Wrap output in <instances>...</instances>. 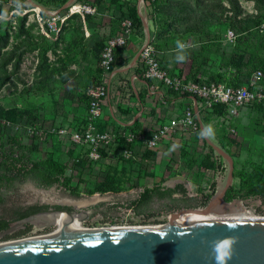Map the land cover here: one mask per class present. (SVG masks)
<instances>
[{
    "label": "rangeland",
    "instance_id": "obj_1",
    "mask_svg": "<svg viewBox=\"0 0 264 264\" xmlns=\"http://www.w3.org/2000/svg\"><path fill=\"white\" fill-rule=\"evenodd\" d=\"M120 1L124 3V11H126L128 4L138 5L141 0ZM241 1L247 2L245 0ZM66 3H68V6L62 9ZM19 4L29 12L24 13ZM141 5L144 7L142 2ZM142 13L146 18V22L143 21L144 18L142 22L148 26L151 34L148 40L160 55L162 67L168 71L171 70L175 75L182 72V78L188 75L192 66L203 60L201 47L215 43L214 41L218 36L220 45L217 44V46L209 48L207 63L202 66L200 75L214 73L217 69L223 70V63L230 58L231 53L236 51L234 47L228 53L226 46H224L223 33L229 28L228 23H223L224 25L221 26L219 24L216 26L210 25L207 35L202 32L181 34L177 33V29L176 31L173 28L170 30L164 29L159 17L157 18L159 24L156 25L150 10L147 9L146 15L144 11ZM39 14L46 20L44 27L38 21ZM88 15L91 16V21L88 20ZM122 16L111 0H73L71 2L70 0H61L59 3H52L51 0L0 1V34L9 37V46L6 49L10 50L11 45L16 41V34L20 30L23 19H25L24 30L32 35L33 40L40 45L49 47L43 65L44 72L37 69L40 51L36 49L33 52L26 53L22 58L18 72L26 86L19 84L17 89H14L8 84L0 91V151L6 143L8 146L19 142L29 148L36 147L32 151L26 150L28 156L19 158V161L12 165L14 174L30 169V161L44 160L49 154H56V158L59 160L64 158L53 140L47 139L42 142L39 141V144H34L30 139L24 137L20 131L14 133L11 129H2V121L6 120L4 116L6 111L16 108L20 114L17 122L23 126L32 123H38L43 127L55 126L56 124H69L71 127L76 125L82 114L80 96L87 87L91 86L89 73L96 71L98 66L100 51L95 48V43L99 41L105 43L113 32V19H120ZM123 20L131 21L129 17ZM249 26H252V24H249ZM115 30L121 32V23L120 26L116 24ZM145 37L144 29L143 34H141L135 26L130 43L124 48L125 51L130 55L135 54L138 45L140 46L144 42ZM177 40L187 45L186 49L183 50L187 54V59L183 62L175 60L180 51L177 48ZM196 58L198 59L197 63L194 60ZM7 71L11 73L13 67L12 70L8 68ZM206 75L209 76V74ZM38 82H42V84L37 86ZM155 100L153 99L154 103H156ZM143 103L147 104L148 101L144 100ZM122 105L121 107L126 110L127 107L124 104ZM146 109L150 111L151 107L146 106ZM147 116L146 118H148ZM210 124H212V137H209V140L222 147L219 131L224 128L226 130V125H222L218 118H213ZM231 127H233L234 132L226 130L225 141L228 143L229 141H236V143L232 146L228 144L227 148H222L233 158L235 170L245 168L249 171L256 165L264 166V108L251 107L243 117L235 119ZM7 136L9 140L6 139ZM180 142V146L189 153V157L184 158L181 156L177 147L172 152L169 150L170 147L166 150V146H163L151 159L150 179L153 180L154 185L161 184L163 179H166V181L168 180L165 183L166 185L174 186L177 184L175 182L177 180L174 179L181 178L185 189L191 194L198 195L195 198L200 203L197 208H204L224 188L228 163L210 149H208V153H205L207 151L205 145L203 148L200 146L201 151L194 141L180 139ZM5 149L9 148L5 146ZM206 155L211 156L210 161L215 163L213 169L200 168L198 164L192 169L188 168L187 162L190 159L198 158L201 160ZM136 166L138 167L133 168L136 173L132 171L133 169L127 171L128 184L132 187L136 182L141 186L146 180L145 177L140 176V170H144L143 166ZM84 178L87 183L80 184L79 181L84 180ZM101 178L103 176L98 169H95L92 175L76 170L72 186H79L81 193L87 186H92V183H94L92 181H99ZM232 186L238 187L236 178L233 179ZM19 190H21L19 194L10 195V205L22 200H37L38 198L74 206L75 202L87 201L85 205L79 208L75 207L77 211L80 210L83 214L88 212V216L85 215L84 217L85 226H83L89 229L124 225L126 227L157 225L161 215L166 212L162 211L159 214H154V216L142 217L137 214L133 216L125 211V209L131 207L134 209L135 204L140 199L137 196L138 191H135V194H128V196L100 195L99 198L94 199L95 196L84 195L77 198L66 195L55 188L43 192L33 182L26 180H23ZM44 195L46 199H44ZM214 213L244 216L253 214L252 216L264 217V205L260 199H235L228 205L221 203ZM172 217L165 216L163 221L170 223ZM173 219L177 221L176 216ZM56 227L58 229L57 225Z\"/></svg>",
    "mask_w": 264,
    "mask_h": 264
},
{
    "label": "built area",
    "instance_id": "obj_2",
    "mask_svg": "<svg viewBox=\"0 0 264 264\" xmlns=\"http://www.w3.org/2000/svg\"><path fill=\"white\" fill-rule=\"evenodd\" d=\"M245 1L247 2L239 0L243 13L238 19L248 15L252 17L259 15L255 2ZM141 2L144 4L143 10ZM223 4L230 9L227 2L224 1ZM19 6L24 13L29 12L21 4ZM137 7L139 18H141L142 11L145 15L147 14L144 0L139 1ZM226 15L232 16V12H227ZM38 21L43 27L46 25V20L40 14ZM142 27L144 29L143 25ZM133 28L132 20H122L121 32L105 42L98 62L102 78L98 84L89 86L84 91L86 102L80 101L84 122L79 128L71 127L69 124L43 127L38 123L23 126L19 122L2 121V129H11L14 133L20 131L34 144H39V141L42 142L51 137L50 140L56 143L64 158L59 161L65 165L66 170L65 174L60 177L58 185L60 192L66 195L70 190L63 186V183L66 178L74 176V163L79 155H86L94 169H98L102 176L107 166L118 167L121 159L126 162L124 166L129 165L126 167H130L127 162L139 163L140 166L146 168L149 174L153 156L147 154L158 152L167 143H170L173 150L176 147L175 144H181L180 139L191 140L198 144L199 150L202 151L206 136L201 135V132L207 127L203 122V113L212 112L217 105L223 106L225 114L218 119L222 125H226L227 131L234 132L231 125L235 119L243 117L251 107L264 106V72L262 70L254 71L246 79L240 78L235 85L211 81L206 77H199L200 82L185 81L183 78L169 75L162 67L161 57L150 45L145 29V40L140 46L138 45L136 53L130 55L124 50L122 57L117 59V51L129 45ZM257 30L261 36H264V15ZM236 38L237 34L231 28H227L223 33L224 46L228 53L233 50ZM8 68L11 70V65ZM125 69H128L133 76L131 80L126 77ZM227 71L235 72L234 69H217L216 72ZM167 90L179 95L172 102L171 107ZM142 93H145L147 104L140 99ZM153 99H156V103ZM121 101L124 106L132 109L130 113L121 111ZM146 106L154 109L153 115L151 110L146 109ZM101 121H108L109 125L101 129ZM137 121L141 123L138 128H136ZM112 123H116V126ZM209 126L211 127L212 124ZM207 137H212V134H207ZM6 139L9 140V137L7 136ZM120 139L133 144V147H121ZM5 146L9 149H5ZM72 151L76 155L72 156ZM22 153L26 151H21L17 143L11 146L6 143L0 151V157L18 158ZM205 153H208V149ZM150 178L151 176L148 175L141 186L136 182L134 187L121 193H106L103 196H128L138 191L137 196L140 198L146 189L153 187V180L151 181ZM101 180L102 178L99 181ZM92 182H97V180ZM40 190L48 192V189ZM187 194L194 198L198 196L188 191ZM100 195L102 194L96 193L91 197ZM125 211L135 216L132 207ZM115 227H126V225Z\"/></svg>",
    "mask_w": 264,
    "mask_h": 264
},
{
    "label": "trees",
    "instance_id": "obj_3",
    "mask_svg": "<svg viewBox=\"0 0 264 264\" xmlns=\"http://www.w3.org/2000/svg\"><path fill=\"white\" fill-rule=\"evenodd\" d=\"M2 2H9L10 0H0ZM24 2L25 0H21ZM61 0H51L52 3H59ZM117 7V9L123 15L120 19L114 20V28L110 37L116 36L119 32H116L115 26L120 23L126 17H129L132 20L133 27L136 26V29H139L141 34H143V27L141 25L138 7L136 4H128L126 6V11H124V3L120 0H111ZM227 2L230 6L228 9L223 2ZM255 2L256 7L258 8L259 15L256 17L246 16L245 18L238 19L239 16L243 13V9L239 4V0H144L145 5L150 14L153 17L154 22L159 24L157 18L159 17L160 22L163 24V28L177 29V33L191 34L193 32H202L203 34H208V27L213 24L215 25H224L223 23H228L229 28L235 31L237 38L235 41L234 53L230 54V58L223 63L224 68L234 69L235 72H214V73H205V75H200V70L203 65L207 63V56L209 48L211 46L220 45L219 36L214 41L213 44H207L201 47V52L203 54V60L198 62L197 65L192 66L191 71L188 73L185 81H197L200 82L201 78L206 77V74L209 80L218 81V82H227L228 84L235 85L239 82L240 78H248L254 71L262 70L264 72V36H261L257 30V26L260 23L264 15V0H252ZM62 6V5H60ZM64 6V5H63ZM227 12H232V16L226 15ZM88 20L91 21V16H87ZM24 21L21 22V27L19 32L16 34V41L11 45L10 50L6 49L9 46V37L8 35L0 34V91L6 85H11L14 89H17L19 84L26 86L22 77L18 74L20 65L22 63V58L26 53L35 51L36 49L40 51L39 60L37 62V69L43 71V65L46 61V52L49 49L48 46H43L36 43L33 40L32 35L24 30ZM142 21V18H141ZM252 24V26H249ZM161 28V26L159 25ZM109 37V38H110ZM104 41H99L95 43V48L100 51L104 48ZM233 47V49H234ZM124 48H121L117 51V59L121 58L124 53ZM233 52V51H232ZM247 59V60H246ZM246 60V61H245ZM99 62V59H98ZM13 67V71L8 73V66ZM164 68V67H163ZM167 70L166 68H164ZM12 70V69H11ZM169 75L177 76L182 78V72L177 75L173 74L171 70H167ZM89 82L91 86L98 84L102 78V72L97 66L96 71H91L89 73ZM206 77V78H207ZM42 82H38L37 86H40ZM169 95V106H173L172 102L178 98V93H175L171 90H167ZM142 102L145 100V93L140 95ZM81 102H86V97L84 92L80 96ZM182 104V103H181ZM121 106H123L121 104ZM263 107L264 106H258ZM121 111L124 113H130L131 108L126 110L120 107ZM152 115L154 114V109L151 108ZM224 108L221 105H217L212 112L203 113V122L209 127L210 122L213 118H219L224 116ZM6 120H9L12 123L17 122L18 117L20 116L16 108L6 111L4 114ZM84 122V114L80 115L79 121L76 125L72 127H80ZM116 126V123H112ZM78 125V126H77ZM109 125L108 121H101L100 128L104 129ZM141 125L140 122H136V128ZM212 131V126H211ZM220 142L223 148H227L228 144L233 145L236 141L226 140V130L225 128L222 131H219ZM51 137H49L50 139ZM121 140V147L130 148L133 147V144H128L126 141ZM21 151H32L36 147H26L19 142H16ZM204 145L207 149H210L213 153L215 152L213 148L204 141ZM57 146V145H56ZM174 146L178 147L181 156L184 158L189 157V153L184 151L179 144ZM170 147V149H169ZM166 150L171 149L170 143L166 144ZM157 151L149 152L148 156H153ZM28 156L27 153H22L18 158H13V156L1 157L0 160V208L6 204L9 200L11 194H16L21 188L23 180L33 182L40 189H50L55 185L60 183V177L65 174L66 167L64 164L60 163L59 159L56 158V154H49L48 157L41 161H30V169L26 171H19V173L14 174L12 165L16 164L19 161V158H24ZM71 155H76L73 151ZM209 155H206L201 160L198 158L190 159L187 162L188 168L192 169L195 165H199L200 168L213 169L215 163L210 161ZM75 161V170H80L81 173H86L92 175L94 172L93 164L88 160L86 155H79ZM199 160V161H197ZM126 162L121 159L118 167L107 166L103 170V178L101 181L92 183V186H87L85 188V193L88 196H93L96 193L102 195L106 193H121L127 188L132 187L128 184L129 178L127 177V171H131L133 168L138 167L137 162H127L130 164V167L124 166ZM133 169L132 171L136 173ZM138 173V172H137ZM150 176L144 170H140V176L147 177ZM74 176L66 178L63 186L70 190L71 194L75 197L80 196L79 186L73 187L72 180ZM234 178L238 180V187L235 188L231 186L225 195V201L231 202L234 199L248 200V199H260L264 205V166L256 165L251 170H246L242 168L240 170H234ZM80 184L86 183L85 180H80ZM166 179H163L164 183ZM158 184L157 186L146 189L145 192L141 195L140 199L135 204L136 213L138 215L147 214L148 216H154V214H159L162 211H168L171 209H181V208H197L200 203H195L194 199L187 197V190L183 185L177 186L175 189L166 188L164 185ZM128 184V186H127ZM128 188V189H129ZM175 194H179L180 197H174ZM6 226V223H0V230Z\"/></svg>",
    "mask_w": 264,
    "mask_h": 264
},
{
    "label": "water",
    "instance_id": "obj_4",
    "mask_svg": "<svg viewBox=\"0 0 264 264\" xmlns=\"http://www.w3.org/2000/svg\"><path fill=\"white\" fill-rule=\"evenodd\" d=\"M67 6L68 3L62 9ZM139 19L150 39L148 26ZM205 136L207 143L228 163V168L224 188L204 208L168 210L157 225L74 228L57 236H53L57 233L53 231L40 237L3 243L0 244V264H264V217L200 220L179 226L163 221L165 216H205L214 212L218 204L228 205L225 195L234 179V160L222 147L212 143L207 134ZM61 215L77 217L78 213L49 211L20 224Z\"/></svg>",
    "mask_w": 264,
    "mask_h": 264
},
{
    "label": "flooded vegetation",
    "instance_id": "obj_5",
    "mask_svg": "<svg viewBox=\"0 0 264 264\" xmlns=\"http://www.w3.org/2000/svg\"><path fill=\"white\" fill-rule=\"evenodd\" d=\"M164 183H162V185H164ZM183 184L184 183L176 184L171 187L172 189H175L177 186L183 185ZM157 185L158 184L156 185L153 184V187ZM52 188H55L56 190L60 191L59 185H57L56 187H52ZM20 192L21 190H19L16 194H19ZM68 195L73 196L70 191ZM84 195H87L85 193V188L80 193L81 197ZM174 197H180V195L175 194ZM187 197L192 198V199L194 198V197H189L188 194H187ZM194 202L199 203L195 198H194ZM231 202H226V203L229 204ZM181 209H185V208H181ZM58 210L67 211L69 213L76 212L78 213V215L82 213L80 210L77 211L74 205H69L67 203L63 204L59 202H50L48 200H42V198H38L37 200H22V201L14 203L13 205H10L9 200H8V202L0 208V223H6V226L0 230V244L13 242V241H20L23 239L40 237V236L48 235L53 231H57L59 227L58 229H56L57 227L54 223L51 222L52 219L50 217L40 218L35 221L26 222L23 224H20V223L37 214L45 213L49 211H58ZM133 210L136 215L137 213H136L135 206ZM86 213L88 214V212ZM140 216L148 217L147 214H143ZM82 224L85 226V219L83 220Z\"/></svg>",
    "mask_w": 264,
    "mask_h": 264
},
{
    "label": "bare ground",
    "instance_id": "obj_6",
    "mask_svg": "<svg viewBox=\"0 0 264 264\" xmlns=\"http://www.w3.org/2000/svg\"><path fill=\"white\" fill-rule=\"evenodd\" d=\"M141 8L143 10V6L142 5H141ZM141 17H142V19L144 18L143 21L146 22V18L144 17L143 13L141 14ZM124 71H125L126 77L131 80L133 78V76L131 75L129 70L125 69ZM97 198H99V196H95L94 197V199H97ZM44 199H46L45 195H44ZM86 203H87V201L86 202H75L74 204H75L76 207L79 208V207L85 205ZM219 205H221V204H218L216 206V208ZM215 211H216V209H215ZM85 215H87V213L86 214L81 213L77 217L61 215V216H58L57 218L52 219L51 222L59 227V229L57 230V233H55L53 236H57L59 234H62L63 233L62 231H71L74 228H80L81 230H95V229L85 228L83 226L82 221H83ZM252 215L251 216L221 215L219 213L217 214V213L211 212V213H209V214H207L205 216H182V217H176L177 221H175L173 219V217H174L173 216L171 221H170V223L179 226V225L187 224V223H189L191 221H200V220H203V221H216V220L223 221V220H226L227 221V220H243V219H252V218H262V217L252 216Z\"/></svg>",
    "mask_w": 264,
    "mask_h": 264
},
{
    "label": "clouds",
    "instance_id": "obj_7",
    "mask_svg": "<svg viewBox=\"0 0 264 264\" xmlns=\"http://www.w3.org/2000/svg\"><path fill=\"white\" fill-rule=\"evenodd\" d=\"M177 48L179 51V54L175 57V60L178 62H183L187 59V54L183 50L186 49L187 45L182 42L177 40ZM206 134H211V127H206L204 131L201 132V135H206ZM219 259L222 261L224 258L221 256Z\"/></svg>",
    "mask_w": 264,
    "mask_h": 264
},
{
    "label": "crops",
    "instance_id": "obj_8",
    "mask_svg": "<svg viewBox=\"0 0 264 264\" xmlns=\"http://www.w3.org/2000/svg\"><path fill=\"white\" fill-rule=\"evenodd\" d=\"M174 180H177V181H175L177 184H182V182H183L181 178H176V179H174ZM166 182H168V180H167ZM166 182H165V183H166ZM165 183H164V186H165V187H167V188H172L171 186H168V185H166Z\"/></svg>",
    "mask_w": 264,
    "mask_h": 264
}]
</instances>
